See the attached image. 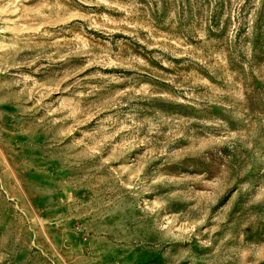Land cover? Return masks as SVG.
Here are the masks:
<instances>
[{"label": "rangeland", "instance_id": "obj_1", "mask_svg": "<svg viewBox=\"0 0 264 264\" xmlns=\"http://www.w3.org/2000/svg\"><path fill=\"white\" fill-rule=\"evenodd\" d=\"M0 264H264V0H0Z\"/></svg>", "mask_w": 264, "mask_h": 264}]
</instances>
